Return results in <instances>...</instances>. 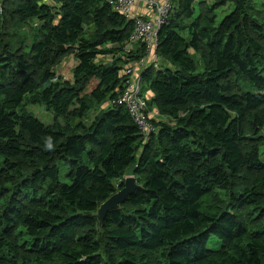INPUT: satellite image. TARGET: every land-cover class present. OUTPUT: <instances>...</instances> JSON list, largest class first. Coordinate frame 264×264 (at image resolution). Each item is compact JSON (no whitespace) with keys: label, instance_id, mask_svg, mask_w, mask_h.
I'll list each match as a JSON object with an SVG mask.
<instances>
[{"label":"trees","instance_id":"1","mask_svg":"<svg viewBox=\"0 0 264 264\" xmlns=\"http://www.w3.org/2000/svg\"><path fill=\"white\" fill-rule=\"evenodd\" d=\"M1 1L0 264H264V0H173L141 78L163 117L148 139L116 101L144 54L131 19L109 0ZM129 174L142 186L100 228Z\"/></svg>","mask_w":264,"mask_h":264},{"label":"built area","instance_id":"2","mask_svg":"<svg viewBox=\"0 0 264 264\" xmlns=\"http://www.w3.org/2000/svg\"><path fill=\"white\" fill-rule=\"evenodd\" d=\"M116 10L127 19H131L134 30L130 37L129 46L133 42H139L144 46L143 56L126 70L130 78L125 83L117 102L123 104L133 116L140 127V134L148 139L156 132L157 127L149 115L148 94L142 92L143 71L151 66L158 67L159 32L161 25L166 22L174 7L173 0H109ZM142 2L152 13V17L136 13L134 8L138 2ZM0 9L2 1L0 0Z\"/></svg>","mask_w":264,"mask_h":264},{"label":"rangeland","instance_id":"3","mask_svg":"<svg viewBox=\"0 0 264 264\" xmlns=\"http://www.w3.org/2000/svg\"><path fill=\"white\" fill-rule=\"evenodd\" d=\"M262 1L263 0H256V3L259 7L260 10H262ZM232 9V4H229L227 5L226 7L222 8L220 11H219V14H222V13H225L229 10ZM33 23V24H32ZM32 26H30L31 24H26V26L23 27V29L21 30V33L23 35H25V38L28 40L27 43H30L31 41V37L33 35V29H35L38 25V22L36 20L32 21ZM102 59L104 60H110L111 59V55H106V56H101ZM75 64H76V59L73 55H67L62 64L58 66L57 68V72L60 76H63L65 78H70L71 75H72V72H73V69L75 67ZM149 97H151L149 95ZM154 106H152V108L149 109V115H150V118L153 120L154 118L155 119H163L162 116L159 115L157 109L154 110L153 108ZM29 110L33 111L38 117H40L42 120L46 121V122H49L52 117L51 115L49 114V112L41 105H31L29 106ZM95 110L96 109H93L91 112H90V115H93L95 113ZM151 120V121H152ZM131 172V171H130ZM66 173L65 170H62V175L64 176ZM65 179V176L63 177ZM121 180H118L116 181V186L120 188L119 184H120ZM211 243H213V239L210 240V246L212 245Z\"/></svg>","mask_w":264,"mask_h":264},{"label":"water","instance_id":"4","mask_svg":"<svg viewBox=\"0 0 264 264\" xmlns=\"http://www.w3.org/2000/svg\"><path fill=\"white\" fill-rule=\"evenodd\" d=\"M63 49H65V46L60 45L59 50ZM119 186L121 188L102 202L99 208L93 213L98 218L100 228L104 226V221L109 211L112 209H119L121 205L142 185L138 183L134 174H129L122 179Z\"/></svg>","mask_w":264,"mask_h":264},{"label":"crops","instance_id":"5","mask_svg":"<svg viewBox=\"0 0 264 264\" xmlns=\"http://www.w3.org/2000/svg\"><path fill=\"white\" fill-rule=\"evenodd\" d=\"M134 10H135V12L136 13H139V14H141V15H143V16H149V17H152V13L146 8V6L142 3V2H138L137 3V5L135 6V8H134ZM143 45L141 44V43H139V42H133L132 44H131V47L132 48H134L135 50H140L141 49V47H142ZM76 65V64H75ZM73 76V72H72V75H71V77ZM149 93H150V91L149 90H146V94H148L149 95ZM152 108V107H151ZM154 108V110H156V108L155 107H153Z\"/></svg>","mask_w":264,"mask_h":264}]
</instances>
